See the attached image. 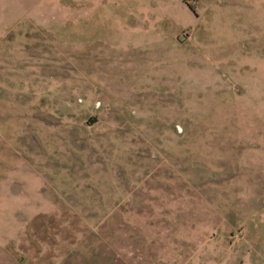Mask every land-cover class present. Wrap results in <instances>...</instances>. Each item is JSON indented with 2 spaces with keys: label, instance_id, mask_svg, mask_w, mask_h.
<instances>
[{
  "label": "rangeland",
  "instance_id": "rangeland-1",
  "mask_svg": "<svg viewBox=\"0 0 264 264\" xmlns=\"http://www.w3.org/2000/svg\"><path fill=\"white\" fill-rule=\"evenodd\" d=\"M0 264H264V0H0Z\"/></svg>",
  "mask_w": 264,
  "mask_h": 264
}]
</instances>
